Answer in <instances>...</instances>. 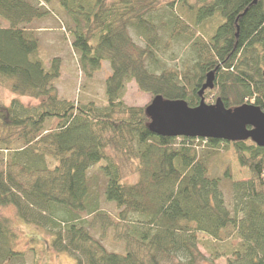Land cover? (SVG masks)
I'll return each mask as SVG.
<instances>
[{
	"label": "trees",
	"instance_id": "obj_1",
	"mask_svg": "<svg viewBox=\"0 0 264 264\" xmlns=\"http://www.w3.org/2000/svg\"><path fill=\"white\" fill-rule=\"evenodd\" d=\"M188 2L162 5L165 18L157 26L151 12L159 0H0V23L7 22L0 25V87L42 100L35 106L0 101V206L12 207L16 221L49 233L44 253L65 254L71 264H214L221 257L226 264H264V147L250 140L158 136L148 130L145 107L122 101L126 84L134 81L151 98L195 107L213 71L205 103L220 98L227 109L249 103L264 112V0ZM54 12L62 13L84 76L108 63L104 106L57 95L53 81L60 62L53 58L44 65L29 28ZM159 30L167 32L164 48L190 42L182 70L156 72ZM202 143L231 144L249 174L232 184L229 203L198 152ZM121 163L131 165L134 182L122 180ZM96 165L115 219L100 210L91 189L89 171ZM56 207L70 216H55ZM84 212L88 223L74 219ZM90 228L100 230L99 239ZM109 229L122 252L101 245ZM15 240L10 223L0 218V264L23 257L13 248Z\"/></svg>",
	"mask_w": 264,
	"mask_h": 264
},
{
	"label": "rangeland",
	"instance_id": "obj_2",
	"mask_svg": "<svg viewBox=\"0 0 264 264\" xmlns=\"http://www.w3.org/2000/svg\"><path fill=\"white\" fill-rule=\"evenodd\" d=\"M170 1L171 0H159V8L156 7L157 9L151 12L153 15L152 21L155 25H159V18H165L163 15L164 10L162 9L164 6L162 7V5H166ZM208 1L210 0H189L188 4L198 6L199 4L203 5L208 3ZM60 13L61 12H54L41 20L35 21L29 27L35 30V34L38 38L39 56L46 67H49L51 59L58 58L60 62V76L53 81V87L61 99H66L74 103L81 102L87 104L93 102L96 106L102 107L106 104L105 79L110 73L109 65L107 62L102 63L100 69L90 77L82 74L78 64V56L71 48L72 40L69 34L64 30L62 13ZM0 25H7V22L3 20ZM158 33L161 38L154 50L158 62L155 63L156 65H153L154 67H157L155 68L157 70L156 72H159L160 68L163 67L182 70L190 55V42H185L184 40L172 41L166 48H164V44L168 39L167 32L159 30ZM131 35L133 38H137L136 32L131 31ZM12 99H18L24 106H35L42 101L41 99L17 96L0 87V101L5 105H9ZM151 99L152 98L149 94H144L138 90L134 81H130L126 84L122 96L124 105L146 107ZM210 100L211 102H214L212 97H210ZM202 146L203 147H201L198 152L208 169V174L211 177H216L221 180L220 189L226 202L229 203L231 200L232 184L248 180L249 174L245 169H242L238 165L231 144H220L218 147L210 148L202 143ZM6 155V153H3L4 157ZM119 162H121V160L117 163ZM101 164L103 165V162ZM121 164L123 173L122 180L128 183L134 182L136 177L132 173L131 165ZM99 168V165H96L90 169L89 183L93 194L97 196L96 199L100 210L105 212L112 219H115L116 209L114 205L105 202L102 197L104 178ZM54 212L55 216L60 218L70 216V213L62 212L59 207H56ZM131 217L137 218L136 215H132ZM0 218L7 219L10 223L11 231L16 234L13 248L18 252H23V257L20 258V260L14 262L8 260L2 264H71V259L65 254H58L51 249L47 250V253H44L42 247L45 240L49 241V233L43 229L16 221L15 211L12 207L0 206ZM74 219L88 223L91 218L84 212L75 214ZM89 230L94 238H100L102 233L98 228H90ZM113 237H115V233L110 229L107 230L100 241L101 245L108 252H122L123 244ZM35 239L37 242L33 243ZM233 243H235V241H233ZM211 246L216 249V242L211 241ZM199 249L203 252L206 258H211V253H208L204 249V246L199 245ZM214 264H226V258H218L214 261Z\"/></svg>",
	"mask_w": 264,
	"mask_h": 264
},
{
	"label": "water",
	"instance_id": "obj_3",
	"mask_svg": "<svg viewBox=\"0 0 264 264\" xmlns=\"http://www.w3.org/2000/svg\"><path fill=\"white\" fill-rule=\"evenodd\" d=\"M256 1V0H255ZM214 72L198 92L197 106L189 107L183 100H168L157 95L145 107L149 118L148 130L163 137H184L218 140L229 143L250 140L264 147V112L253 104L245 103L227 109L220 98L206 104L204 91L213 88Z\"/></svg>",
	"mask_w": 264,
	"mask_h": 264
},
{
	"label": "flooded vegetation",
	"instance_id": "obj_4",
	"mask_svg": "<svg viewBox=\"0 0 264 264\" xmlns=\"http://www.w3.org/2000/svg\"><path fill=\"white\" fill-rule=\"evenodd\" d=\"M213 103H214V102H211V101H210V103H208V104H213ZM206 104H207V103H206Z\"/></svg>",
	"mask_w": 264,
	"mask_h": 264
}]
</instances>
